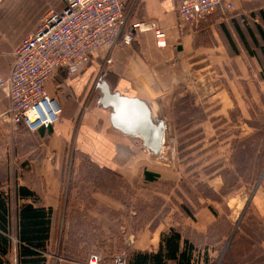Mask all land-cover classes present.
<instances>
[{
    "label": "crops",
    "instance_id": "crops-1",
    "mask_svg": "<svg viewBox=\"0 0 264 264\" xmlns=\"http://www.w3.org/2000/svg\"><path fill=\"white\" fill-rule=\"evenodd\" d=\"M181 2L137 0L132 12L134 18L155 21L165 30L164 48L156 45L152 30H145L138 34L137 41L132 45L116 48L110 64L105 63V54H100L88 66L78 67L73 75L68 74L66 69L60 70L57 77L46 84L49 94L56 96L62 105L60 123L30 132L0 120V183L6 180L8 184L11 182L8 186L12 187V182L16 181V187H27L37 194L41 206L53 210L47 250L53 244L65 170L71 153L75 167H78L80 158L87 157L99 168L119 174L145 201L149 192L152 196L161 194L174 181V178L167 177L166 172L153 166V163H158L161 150L154 154L144 146L139 135L125 132L115 125L113 106H104L101 102L104 95L102 85H106L112 94L146 104L152 120L165 123L164 137L167 134L172 138L180 137L177 127L186 123L190 124L189 132L200 131L206 140L216 137L214 125L217 123L220 124L218 128L223 127L222 124H243L244 112L237 110L244 106L245 87L255 90L257 82H260L258 77L264 74V59L247 30L248 26L255 24L264 26L260 16V12H264V0H235L234 9L228 15L217 13L192 24L180 21L178 7ZM65 3L66 0H0V80L9 74L15 59L14 52L23 38L34 32L51 10H61ZM241 18H245L246 22H242ZM255 35L261 42L258 34ZM90 85L93 92L97 87L100 90L97 104L100 101L102 105L99 106L108 109L106 124H103L105 116L99 107V115L83 111L86 97L90 104L95 100L93 95H86ZM89 102L86 104L88 109ZM8 105V97L0 88V112ZM88 119H92V123ZM248 130L245 135L243 131L239 134L236 131L237 134L230 138H254L253 127ZM224 149L226 151L228 146ZM236 153V149L232 151L233 159ZM21 175H24V180ZM222 177L221 174L211 181H220L221 185ZM99 194L93 193L94 199L113 205L111 199L98 197ZM9 198L10 228L14 230L11 233V250L16 251L17 256L15 260L8 258L9 264H18L17 209L24 201L16 194L15 198L12 195ZM252 209L264 227V179L253 197ZM70 213L68 208L62 213L61 234L68 233ZM192 214L197 231L205 233L214 220L212 210L203 206ZM164 232L166 230L162 228L150 229L146 226L142 233L157 237L137 249L156 251ZM181 234L195 244L191 237L185 236L182 231ZM195 234L193 232L192 236ZM69 262L78 264L65 259H60V262L48 259L46 264Z\"/></svg>",
    "mask_w": 264,
    "mask_h": 264
},
{
    "label": "rangeland",
    "instance_id": "rangeland-1",
    "mask_svg": "<svg viewBox=\"0 0 264 264\" xmlns=\"http://www.w3.org/2000/svg\"><path fill=\"white\" fill-rule=\"evenodd\" d=\"M258 78L260 82H257L255 90L245 87L244 106L237 110L244 112L243 124H222L223 127L218 128L220 124L217 123L214 125L216 137L206 140L200 131L189 132L190 124L186 123L177 127L180 137L172 138L167 134L163 138L160 158L153 166L166 172L167 177L174 178V181L160 195L154 194L153 197L149 192L147 201L140 199L135 188L119 174L99 168L87 157L80 158L78 167H75L71 153L47 260L60 262V259H65L88 264L90 255L98 253L103 264L112 263L118 257L124 258L127 264L132 253L139 251L138 247L148 245L153 237H157L142 233L146 226L166 231L174 226L195 242L199 264H230V261L235 264H264V227L252 209L253 197L264 179V74ZM98 89L93 92L90 85L86 95H93L95 100L92 104L88 101L91 107L88 109L86 97L83 111L99 115L100 108L105 116L103 124H106L108 109L99 106L102 105L100 101L97 104ZM87 121L92 123V119ZM238 125H243L244 129ZM252 127L256 134L254 138H230L237 134L236 131L238 134L243 131L245 135ZM226 146L228 149L225 151L223 147ZM235 149L237 153L233 159L232 151ZM221 174V185L220 181H211ZM20 178L24 180V175ZM14 183L10 187L6 180H1L0 191L15 198L17 187ZM96 192L100 193L98 197L111 199L113 205L94 199L93 193ZM203 206L209 207L214 214V220L205 233L197 231L192 214ZM67 208L71 212L70 227L68 233L61 234L62 213ZM193 232L196 233L194 236ZM16 256V251L11 250L8 254L11 260Z\"/></svg>",
    "mask_w": 264,
    "mask_h": 264
},
{
    "label": "built area",
    "instance_id": "built-area-1",
    "mask_svg": "<svg viewBox=\"0 0 264 264\" xmlns=\"http://www.w3.org/2000/svg\"><path fill=\"white\" fill-rule=\"evenodd\" d=\"M137 0H66L61 10H51L34 32L27 34L16 48L9 74L0 80L9 100L0 120L17 128L35 132L61 122L62 105L50 95L46 84L66 69L73 75L104 55L112 62L113 51L132 45L138 34L152 30L158 47L166 46V32L155 21L132 15ZM235 0H182L178 7L181 22L198 23L217 13L224 16L234 9ZM246 22L245 18H241ZM88 264H103L92 253ZM109 264H126L118 257Z\"/></svg>",
    "mask_w": 264,
    "mask_h": 264
},
{
    "label": "trees",
    "instance_id": "trees-1",
    "mask_svg": "<svg viewBox=\"0 0 264 264\" xmlns=\"http://www.w3.org/2000/svg\"><path fill=\"white\" fill-rule=\"evenodd\" d=\"M260 16L264 24L263 11L260 12ZM247 30L264 59V26L255 24L252 27L248 26ZM241 37L243 38V35ZM16 193L19 199L24 201L17 209L18 264H46L53 210L41 206L37 194L25 186H18ZM10 224V198L7 193L0 191V264L10 263L8 258L12 247ZM196 251L195 244L188 238H183L180 229L172 226L161 234L156 251H135L128 258L127 264H199ZM229 255L231 258L232 249L229 250ZM230 264L235 263L230 261Z\"/></svg>",
    "mask_w": 264,
    "mask_h": 264
},
{
    "label": "water",
    "instance_id": "water-1",
    "mask_svg": "<svg viewBox=\"0 0 264 264\" xmlns=\"http://www.w3.org/2000/svg\"><path fill=\"white\" fill-rule=\"evenodd\" d=\"M104 95L101 102L104 106H113V122L125 132L139 135L143 144L154 154H158L164 137L165 123L153 121L146 104L139 103L133 98L123 97L109 92L106 85H102Z\"/></svg>",
    "mask_w": 264,
    "mask_h": 264
}]
</instances>
